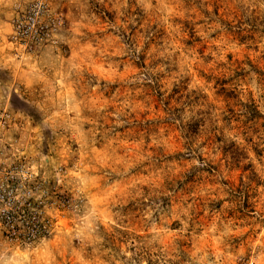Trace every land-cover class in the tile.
<instances>
[{"label": "rangeland", "instance_id": "obj_1", "mask_svg": "<svg viewBox=\"0 0 264 264\" xmlns=\"http://www.w3.org/2000/svg\"><path fill=\"white\" fill-rule=\"evenodd\" d=\"M0 264H264V0H0Z\"/></svg>", "mask_w": 264, "mask_h": 264}]
</instances>
